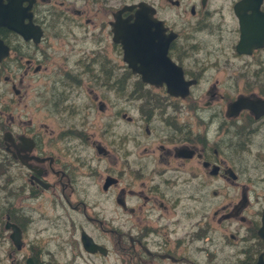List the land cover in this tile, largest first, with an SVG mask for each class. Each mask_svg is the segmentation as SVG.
Returning <instances> with one entry per match:
<instances>
[{
  "label": "flooded vegetation",
  "instance_id": "af4514ba",
  "mask_svg": "<svg viewBox=\"0 0 264 264\" xmlns=\"http://www.w3.org/2000/svg\"><path fill=\"white\" fill-rule=\"evenodd\" d=\"M0 14L25 30L0 26V264L258 262L264 0H0ZM139 14L162 25L133 36L158 85L116 41Z\"/></svg>",
  "mask_w": 264,
  "mask_h": 264
},
{
  "label": "water",
  "instance_id": "95a60500",
  "mask_svg": "<svg viewBox=\"0 0 264 264\" xmlns=\"http://www.w3.org/2000/svg\"><path fill=\"white\" fill-rule=\"evenodd\" d=\"M18 15L19 14H0V26L8 27L9 29H11L14 32H17L19 34L25 33V30H23V28L21 26H19L18 24L15 23V21H16L15 19H17ZM150 16H151V14L143 15V16H141L139 14L137 16V20H136L139 22L138 25H134V27H126V28L124 27L123 29L116 31V36H117L116 41H118L119 37L121 38V40H119V41H121L124 45V49H125V58L124 59L127 63H129V67L133 70V72L141 74L143 76L144 82L150 83L152 85H158L159 83L152 81V80H149L147 78L149 75H155L156 74L155 71L153 70L155 66L151 65L152 62H150V57L145 56V60L149 61V63L148 62H142L141 63V65L143 67L142 70L136 69V67L134 66L133 61H132V54L134 52H136L138 50H140L141 52H144V53L148 52V48L143 49V50L138 49L137 40L136 39L134 40L133 36H135L136 34H139V35L144 34L143 27H145V28H148L149 26H155L156 28L162 27L161 23L154 22V20L151 19ZM27 17L29 19H31L30 14H28ZM145 17L150 18L153 23L152 24L151 23H149V24L141 23V20L144 19ZM241 30H242L243 35H244V27L243 26H241ZM27 31L29 32V35H32L33 29L28 28ZM156 33H157V31H156ZM168 43H169V40L164 44L163 47L161 45L159 48H157L155 50L166 52L167 48H168ZM165 59L168 62L167 64L171 65V70H172L171 74H169L172 77H170L169 80L166 81V84L168 85V90H169L171 95L180 96V97L184 98L188 93L187 87L189 86V83H186L183 80L180 70H177L175 68V65L173 63H171V61H169L166 58V56H165ZM258 236L264 242V214H263V218H262V225L258 231ZM86 238H84V243H85V246L87 247L86 241H88L89 239L88 238L86 239ZM87 250L88 251H95L94 249H90V248H87ZM255 264H264V252L261 254L258 262Z\"/></svg>",
  "mask_w": 264,
  "mask_h": 264
}]
</instances>
